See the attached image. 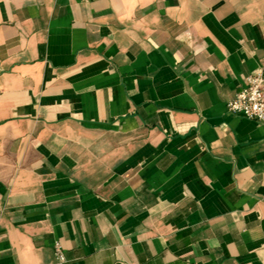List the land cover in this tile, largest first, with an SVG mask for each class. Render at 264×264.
<instances>
[{
  "label": "crops",
  "instance_id": "obj_1",
  "mask_svg": "<svg viewBox=\"0 0 264 264\" xmlns=\"http://www.w3.org/2000/svg\"><path fill=\"white\" fill-rule=\"evenodd\" d=\"M264 0H0V264H264Z\"/></svg>",
  "mask_w": 264,
  "mask_h": 264
},
{
  "label": "built area",
  "instance_id": "obj_2",
  "mask_svg": "<svg viewBox=\"0 0 264 264\" xmlns=\"http://www.w3.org/2000/svg\"><path fill=\"white\" fill-rule=\"evenodd\" d=\"M226 110L264 125V66L248 75L244 87L227 102ZM55 264H69L61 244H53Z\"/></svg>",
  "mask_w": 264,
  "mask_h": 264
}]
</instances>
